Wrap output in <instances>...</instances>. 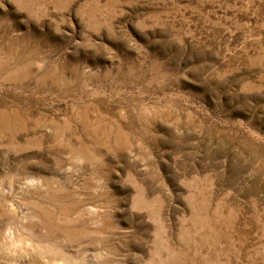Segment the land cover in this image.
<instances>
[{"label":"rangeland","instance_id":"obj_1","mask_svg":"<svg viewBox=\"0 0 264 264\" xmlns=\"http://www.w3.org/2000/svg\"><path fill=\"white\" fill-rule=\"evenodd\" d=\"M0 264H264V0H0Z\"/></svg>","mask_w":264,"mask_h":264}]
</instances>
